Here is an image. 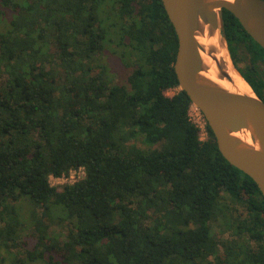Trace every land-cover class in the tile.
<instances>
[{"label": "trees", "instance_id": "trees-1", "mask_svg": "<svg viewBox=\"0 0 264 264\" xmlns=\"http://www.w3.org/2000/svg\"><path fill=\"white\" fill-rule=\"evenodd\" d=\"M222 33L264 100V48L227 9ZM177 48L162 0H0V245L23 250L12 264H264V197L207 121L201 138ZM106 50L132 67L125 82ZM79 166L74 184H50ZM232 229L245 240L222 236Z\"/></svg>", "mask_w": 264, "mask_h": 264}, {"label": "water", "instance_id": "water-1", "mask_svg": "<svg viewBox=\"0 0 264 264\" xmlns=\"http://www.w3.org/2000/svg\"><path fill=\"white\" fill-rule=\"evenodd\" d=\"M162 3L178 37L174 70L180 89L187 92L192 104L204 115L222 155L248 174L264 197V100L251 86L252 92H245L208 76L204 52L212 58L219 78L233 82L217 56V48L198 39V35L212 36L218 32L228 50L222 33L223 9H227L264 48V0H162Z\"/></svg>", "mask_w": 264, "mask_h": 264}, {"label": "rangeland", "instance_id": "rangeland-1", "mask_svg": "<svg viewBox=\"0 0 264 264\" xmlns=\"http://www.w3.org/2000/svg\"><path fill=\"white\" fill-rule=\"evenodd\" d=\"M226 46V45H225ZM108 51L106 50V60L109 62V66L111 67V73L114 75L116 81H120V82H125L126 78L128 77V75L130 74V72L132 71V67L125 65L116 54H112L110 52V55H108ZM177 91L176 88L173 89H169L166 93L168 95H173L175 92ZM191 117L192 119L199 125L200 130H201V138L202 139H206L208 134H207V130H206V119L204 117V115L200 112V110L196 107L193 106V108L191 109ZM63 185H60L59 187L61 188ZM58 187V186H57ZM24 204V205H23ZM22 207H19L20 211H22V215L21 219H24L25 225H24V233H31L32 231H35L33 229V225H29L31 223V217H29V212L30 210L28 209L27 205L25 203H23ZM241 211L244 210V208H240ZM37 214L38 216L42 217L43 216V209L38 208L37 210ZM44 222L45 225H47L48 223V219L46 217H44ZM224 217H220L218 220L215 221V223L213 224V230L215 233H218V236L220 234V230H221V225L223 224L224 221ZM221 224V225H220ZM48 226V225H47ZM66 228L64 227L63 224H57V223H51L50 224V232L53 233H58L57 235L60 236V238L63 240L65 237V230ZM225 239H230V238H239L238 234L234 232V230H227L226 232L223 233L222 235ZM240 241L245 240L244 238H239ZM20 247H7L5 245H0V260L2 258H4V264H12V258L14 255H16V253L19 252ZM23 251V250H21ZM29 264H42L41 261H30Z\"/></svg>", "mask_w": 264, "mask_h": 264}, {"label": "bare ground", "instance_id": "bare-ground-1", "mask_svg": "<svg viewBox=\"0 0 264 264\" xmlns=\"http://www.w3.org/2000/svg\"><path fill=\"white\" fill-rule=\"evenodd\" d=\"M199 41L204 44H212L214 45L217 50V56L220 58L223 67L229 72L231 77L233 78V82H229L227 79H221L219 78L217 74V69L214 66V62L212 58L207 53H202L205 63L208 66L207 75L216 80L217 82L225 85V86H234L242 91L245 92H252L250 85L248 82L243 78V76L239 73V71L234 67L232 60L230 58V55L228 53V50L223 43L222 39L220 38V35L218 32H216L212 36H207V34H201L198 35Z\"/></svg>", "mask_w": 264, "mask_h": 264}, {"label": "built area", "instance_id": "built-area-1", "mask_svg": "<svg viewBox=\"0 0 264 264\" xmlns=\"http://www.w3.org/2000/svg\"><path fill=\"white\" fill-rule=\"evenodd\" d=\"M193 106H192V108H193ZM190 116H191V111H190ZM85 175H86L85 167L84 166H79L77 168L71 169L69 171V173H66V174L64 173V174H62L60 176L50 175V184L52 186H58V187L60 185L64 186L66 184H74L75 182H77L78 180L83 178Z\"/></svg>", "mask_w": 264, "mask_h": 264}]
</instances>
